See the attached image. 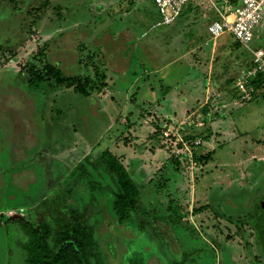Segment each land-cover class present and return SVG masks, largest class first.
Returning a JSON list of instances; mask_svg holds the SVG:
<instances>
[{
  "label": "rangeland",
  "instance_id": "1",
  "mask_svg": "<svg viewBox=\"0 0 264 264\" xmlns=\"http://www.w3.org/2000/svg\"><path fill=\"white\" fill-rule=\"evenodd\" d=\"M61 1L0 0V218L12 220L0 222V264H26L33 236L19 220L51 225L53 249L74 218L96 231L97 244L104 230L109 246H123L118 264H264V89L243 108L223 112L217 105L227 95H213L214 117L226 130L214 131L197 151L210 160L192 178L184 162L159 194L151 181L177 157L152 137L167 120L144 116L162 87L216 79L225 81L219 94L232 92V78L244 77L254 62L252 50H264V23L246 48L228 33L213 39L210 0H192L176 24L155 29L156 0ZM36 8H43L37 19L29 14ZM48 64L90 78L92 96L48 78ZM105 152L141 192L125 237L111 225V195L98 198L116 190ZM157 212L174 220L163 236L151 224ZM252 215H259L260 235L256 222L248 223ZM175 240L182 254L170 246ZM116 258L109 253L104 261Z\"/></svg>",
  "mask_w": 264,
  "mask_h": 264
},
{
  "label": "trees",
  "instance_id": "2",
  "mask_svg": "<svg viewBox=\"0 0 264 264\" xmlns=\"http://www.w3.org/2000/svg\"><path fill=\"white\" fill-rule=\"evenodd\" d=\"M42 9L36 8L29 14H33L37 19L39 18L37 15H39ZM238 45H240V43H238ZM0 50H3L2 47H0ZM38 69L39 68H32L31 70L35 76H38L37 80L40 81L44 78H42L43 74H39L37 72ZM44 71L48 78L53 76V78L61 84L60 86H64L66 89H72L75 94L85 98L92 96L91 91L94 85L90 78H84L82 76H65L63 74L64 72L59 67L49 64L45 66ZM104 78H106V76H104ZM251 82L256 91L258 89L260 90V88L264 85V74L258 75L256 78L252 79ZM104 83H106V81ZM237 95L239 96V94ZM238 96L236 99H240V96ZM161 129L157 130L158 132L152 136L154 139H158ZM102 156L108 163L110 170L115 174L117 183L114 193H103L99 195L98 198H104L107 197V195H111L110 197L112 198V208L115 218L112 220L111 225H113L114 221L118 223V227L121 229V233H123L122 235L125 237L126 223L132 219L134 214H138L139 212V198L141 196V192L134 183L128 170L115 156L109 152H105ZM198 159L200 163H205L210 160V156H201ZM181 172H184V170L179 159L172 157L168 160L165 166L151 181V184L154 185V188L156 189V193H162L165 189L169 188L172 183V178L181 174ZM168 211L170 214L175 212L178 213V210H175L172 206L168 208ZM158 213L159 212H157L156 217H154L151 224L157 235L163 236L164 234H167L169 230L171 231L174 220H172V217L170 218V216L160 218ZM258 216L259 215H252V220L248 223L253 226L256 222L257 227L256 229L254 227L253 228L260 235L261 226L258 224ZM2 221L11 222L12 220L10 218L1 220L0 218V222ZM19 222L27 225L33 236L30 240V244L25 247L27 251L26 264H118L120 260L122 261L124 256L122 245L117 246V248L114 249L107 244L104 230H99V233L101 231V235L99 237L100 243L97 244L96 231L92 229V227H86L76 218H74L69 225L64 227L61 234L63 239L60 245L57 247L53 246V249L50 247L49 241V237L51 236L50 233L53 234V229L46 221H41L42 228L34 226L23 219L22 221L19 220ZM106 222L108 221L106 220ZM240 223L242 227L239 225L238 227L241 229H243V227L247 224L246 221ZM177 245V240L171 241L170 246L173 247V251H175V253L176 249L179 251ZM118 248L121 249L117 250ZM179 252L182 254L181 251ZM109 253H111L113 257L117 256L116 261H112L111 259L104 261L106 254Z\"/></svg>",
  "mask_w": 264,
  "mask_h": 264
},
{
  "label": "built area",
  "instance_id": "3",
  "mask_svg": "<svg viewBox=\"0 0 264 264\" xmlns=\"http://www.w3.org/2000/svg\"><path fill=\"white\" fill-rule=\"evenodd\" d=\"M192 0H156L155 4L161 21L153 28L174 25L184 14L186 7ZM211 7L218 19L209 26V32L214 40L228 34L233 35L244 47L250 48L258 38L257 30L264 23V0H210ZM254 55L253 67L247 74L237 81L235 90L240 99L232 100L234 107H242L243 102L252 101L255 88L251 80L264 74V50H252ZM221 111L229 103L220 104ZM207 105L191 111L181 123L167 121L160 131L158 139L162 147L170 149L181 164L188 163L191 178L204 168L199 161L197 151L204 140L208 138V130L214 115L206 112ZM195 131V132H194ZM197 132V133H196ZM174 156V157H175Z\"/></svg>",
  "mask_w": 264,
  "mask_h": 264
},
{
  "label": "crops",
  "instance_id": "4",
  "mask_svg": "<svg viewBox=\"0 0 264 264\" xmlns=\"http://www.w3.org/2000/svg\"><path fill=\"white\" fill-rule=\"evenodd\" d=\"M61 2L62 3L66 2V0H62ZM189 5H191V4H189ZM67 8H68V4L65 7V9H67ZM72 12H73V14H75V10H72ZM184 14H185V12H184ZM184 14H183V16H184ZM214 15H215L214 19L216 18L215 20H217L218 19L217 14L214 13ZM183 16L180 19H182ZM214 19H213V21H215ZM84 22H90V21L85 20ZM257 34H258V30H257ZM257 37H258V35H257ZM87 38H88V36H87ZM98 40H99V38H98ZM237 43H239V42L237 41ZM100 47L101 46H98L97 48L100 49ZM194 55L195 54H193V56ZM193 59H194V57H193ZM195 67H197V65H195ZM252 67H253V64L247 70V72ZM159 72H160V70L156 71L155 73H159ZM247 72H245V73L247 74ZM242 78L243 77H238L237 80L235 77L232 78V82L230 81V85H231L230 87L232 89V92H228L226 90V92H222L221 94H219L216 90L222 88V85L225 84L224 80H222L220 82V80L215 79L214 83H212L210 79L206 80V84L204 87H202V85L199 87V86L188 85V84L186 86H182L181 84H178L176 86L168 87V88L162 87L160 89V96H162V97L161 98L159 97V99L157 98L156 90L153 91V93H152L154 95L153 99L151 102L147 101V104L150 107L148 109H146V111L144 112L145 113L144 116L150 118V115H153L154 118L157 117L160 121H166L167 120V121H175V122L181 123L182 121H184L186 119V117L188 116L190 111L198 109L201 106H203L204 104L207 105V107L205 108L206 112H210L213 114V108L216 105V103L214 101H212V99H211V98H213V95H217L218 96L217 99H219L220 95H227V97H224L223 99H221V101L219 103L222 104V103L228 102L229 106L231 105L234 107L232 100H235L236 97L238 96L237 95L238 93L235 90L234 84L236 81H239ZM251 85H252V82H251ZM262 88L264 89V85L260 88V90ZM260 90L259 89L257 91L255 90L254 98L252 101L243 102L242 107H238V108H243L245 106V104L253 102L254 99L256 98V95L258 94V92ZM225 99H227V101ZM217 106H220V105H217ZM220 108H221V106H220ZM223 111L224 110H222V112ZM158 119L156 121H158ZM216 119H215V117H213V119H212V123L210 125L211 129L209 128V130H208L209 131L208 132V138H207L208 141H209L210 137L212 138L214 131L219 132L221 129L226 128V123L223 120L217 121ZM215 120H216V122H215ZM160 124L161 123H158V125H160Z\"/></svg>",
  "mask_w": 264,
  "mask_h": 264
}]
</instances>
